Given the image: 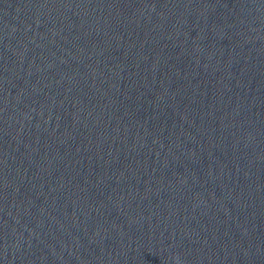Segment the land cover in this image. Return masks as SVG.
Masks as SVG:
<instances>
[{"label":"water","instance_id":"95a60500","mask_svg":"<svg viewBox=\"0 0 264 264\" xmlns=\"http://www.w3.org/2000/svg\"><path fill=\"white\" fill-rule=\"evenodd\" d=\"M0 264H264V0H0Z\"/></svg>","mask_w":264,"mask_h":264}]
</instances>
